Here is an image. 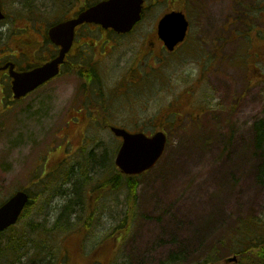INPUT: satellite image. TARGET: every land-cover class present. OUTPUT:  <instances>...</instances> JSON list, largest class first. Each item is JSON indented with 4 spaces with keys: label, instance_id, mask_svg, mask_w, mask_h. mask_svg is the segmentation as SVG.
<instances>
[{
    "label": "rangeland",
    "instance_id": "rangeland-1",
    "mask_svg": "<svg viewBox=\"0 0 264 264\" xmlns=\"http://www.w3.org/2000/svg\"><path fill=\"white\" fill-rule=\"evenodd\" d=\"M26 5L8 0V13L25 15ZM171 8L188 14L190 35L172 54L163 49L141 60L144 78L137 85L122 84L135 81L129 72L141 59L134 55L137 37H125L104 61L87 63V71L99 70L104 87L97 93L105 112L97 116L87 103L91 94L81 89L87 82L78 81L75 70L21 101L13 100L10 81L1 78L0 203L18 189L27 190L32 202L14 226L16 249L7 252L8 234L0 238V264H69L61 262L66 254L87 264V254L102 242L106 264H160L173 253L179 264H206L214 238L264 211V186L256 180L262 155L254 142V124L264 116V0H164L141 29L152 30L157 15ZM3 43L13 41L2 36ZM205 104L209 112L193 125L190 118ZM167 106L189 113H174L167 122ZM104 115L111 125L170 135L160 161L136 177V208L126 184L97 188L111 176L101 156L115 159L121 144L104 126ZM55 164L53 173L62 175L37 179L35 172L49 174ZM84 164L89 195L70 213L74 227L89 213L92 219L85 230L55 226L64 205L78 199L75 182L84 178Z\"/></svg>",
    "mask_w": 264,
    "mask_h": 264
},
{
    "label": "flooded vegetation",
    "instance_id": "flooded-vegetation-1",
    "mask_svg": "<svg viewBox=\"0 0 264 264\" xmlns=\"http://www.w3.org/2000/svg\"><path fill=\"white\" fill-rule=\"evenodd\" d=\"M100 1L102 0H17L21 4H27L25 15L19 17L17 12H15V16L8 13V0H1L4 17L0 19V39L2 36H6V40H11L13 43L12 45L7 43L0 45V80L3 77L4 80L7 79L6 81H10V84L12 83V77L9 74L11 65L8 66V64L14 63V69L18 72H23L56 58L61 52V46L53 42L50 37V30L61 23L78 18L80 13L95 6ZM143 1L142 17L130 31L118 32L113 27H105L101 24L102 22L96 21L78 23L75 28L73 43L64 58L65 62L60 64L59 75L65 71L68 74L69 72L74 74L76 71L78 73V81L79 79L84 80L88 83L87 87L92 92L97 93L99 89L97 84L100 82L98 80L99 70L94 67L91 72L87 71V63L91 60L95 61V64L104 61L107 57L113 55L125 37L130 39L137 37L141 43L137 45L134 55L136 58L141 57V59L136 61V67L130 68L131 79H134L136 84L139 82L138 78H144V72L138 68V63L147 55L155 54L157 56L158 54L159 56L163 49H166L164 41L159 34V21L169 11L175 10V8L168 9V12L163 16L158 14L152 30L141 29L145 18L164 0ZM235 22H232V24H235ZM40 52L43 53V56H36ZM29 54L32 55L30 60L28 59ZM83 69H86L88 73H83ZM137 69H139V73L136 76L133 73ZM81 76H86V80ZM81 86L84 87L83 85ZM87 87H84L83 90H86ZM208 112L209 110L205 109L204 112L198 115H205ZM126 128L134 132L145 130V128L140 126L135 129Z\"/></svg>",
    "mask_w": 264,
    "mask_h": 264
},
{
    "label": "water",
    "instance_id": "water-1",
    "mask_svg": "<svg viewBox=\"0 0 264 264\" xmlns=\"http://www.w3.org/2000/svg\"><path fill=\"white\" fill-rule=\"evenodd\" d=\"M143 0H106L90 7L80 13L76 19L68 20L50 30L51 39L61 45V52L57 58L37 66L32 70L18 72L11 65L12 91L15 99L25 97L26 94L36 90L37 87L56 77L60 64L70 50L76 25L83 21H96L105 27H113L119 32L131 30L138 19L141 18ZM4 17L0 0V19ZM159 34L168 49L173 50L187 35L189 21L184 12L172 11L159 22ZM115 136H121L123 142L116 155V165L125 174L139 175L150 170L161 158L168 140L164 131H159L151 137L143 132L133 133L120 126H112ZM30 196L24 190H18L0 205V233L15 225L25 210ZM237 256L227 259V262L237 261Z\"/></svg>",
    "mask_w": 264,
    "mask_h": 264
},
{
    "label": "trees",
    "instance_id": "trees-1",
    "mask_svg": "<svg viewBox=\"0 0 264 264\" xmlns=\"http://www.w3.org/2000/svg\"><path fill=\"white\" fill-rule=\"evenodd\" d=\"M126 82L127 81H123L122 84H125ZM118 86L119 85H117L116 88ZM99 88H100L99 91H101V89L104 90L103 85L100 86ZM89 104L91 105L94 115L97 116L99 110L105 112V106L103 104V99L100 98L99 96L93 97L91 99V103ZM172 111H173V108L172 109L168 108V110L166 111L167 113L164 115V118L168 116L169 114H171ZM186 113L183 112V115ZM200 117L201 116L194 113V115H192V117L190 118V122L193 123V125H198L199 124L198 120L200 119ZM103 119L105 121V123L103 124L107 125L108 120H109L108 117L104 115ZM177 123L175 127L173 128H181V126L183 125L182 121L179 122L178 124ZM254 129L256 131V137L254 139L255 146L257 150L259 151V153H261L262 155V160L256 172V175H257L256 180L260 185L264 186V116L260 118L254 124ZM101 159L103 160V162L101 163L103 164H106L107 162L109 163V169L111 171V176L106 181H104L103 184L98 185L97 188H100V187L104 188V187H107L108 185L118 187L119 185L126 184L125 186L127 187V190L129 192V196H128L129 201L131 202V200H133L135 203V208H136V204H137L136 202L138 199V195H136L137 193L136 187L138 184V182L136 181L137 176H132V175L128 176V175L123 174L121 171L117 172L116 167H115L116 166L115 159L113 155L108 156L107 154L106 155L104 154L103 156H101ZM84 166H86L83 171L84 178H80L77 180V182H75L74 191L76 192V194H78V199L75 200V202L72 199L66 205H64L63 212L58 216V219L56 223L54 224L55 226L60 227L62 225L63 226L67 225L65 226V228H68L69 230L71 229V231H76L77 230L76 228L85 230L87 229L86 226H88V222H90L92 219V215L89 213L87 220L86 219L84 220L83 225H81V227L79 226L74 227L75 225L73 224H75L74 223L75 221L72 220V215H71V213L75 214L76 212L75 207L77 204L82 203L84 205L86 203L88 195H89L88 194L89 190H87V186L90 184L91 178L87 179L88 178L86 177V174L88 173L86 172L87 164H84ZM57 167L58 166L55 164L54 169H52L50 172L51 174L50 173L46 174L44 170L40 171L39 175H37L38 172L37 173L35 172L37 179L41 178V180L45 182L46 178L47 180L56 179V177L58 178V176L62 175V173L60 174V172H58L57 173L58 175H55L53 173V171H56ZM31 202H32V197L27 207L30 206ZM135 208H134V211H135ZM25 212L22 215V217L25 215ZM127 214L130 215L131 212L128 211ZM126 218H127V215L125 216V220ZM40 225L41 224L38 223L35 226H40ZM73 229H76V230H73ZM122 229L123 227L119 228V230H121L120 232L123 231ZM69 230H65V231H69ZM5 234L9 235V247L6 246L7 252L11 248L16 249L14 226L10 227L9 230L1 234L0 238ZM57 234H59V232H57ZM112 238L116 240V237H112ZM104 245H105V242H102L101 244H99V247H96L90 252L88 251L89 253L85 250L88 253L87 258H86L87 264H106L102 261V257L105 252V250L103 249ZM208 249H210V252L208 254V258L205 261L206 264L207 263L209 264H228L227 259L231 255L238 256L237 264H264V211L260 213H255L249 216H245L244 218H241L240 220H238V223L234 225L231 229L227 231H223L222 235L214 238L213 241L211 242V246ZM7 252L4 251L5 254ZM180 258L181 257L179 253H173L167 257L166 261H162L160 264H179L178 261ZM113 261H115L114 258L112 262ZM61 262L69 263V264H80V262L76 261L74 256H69L67 254L63 257V260H61ZM47 264H50V263H47Z\"/></svg>",
    "mask_w": 264,
    "mask_h": 264
}]
</instances>
